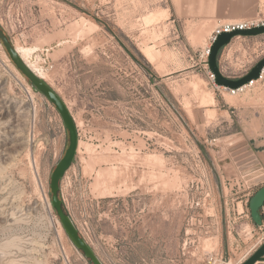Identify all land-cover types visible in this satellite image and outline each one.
Returning <instances> with one entry per match:
<instances>
[{
	"label": "rangeland",
	"instance_id": "1",
	"mask_svg": "<svg viewBox=\"0 0 264 264\" xmlns=\"http://www.w3.org/2000/svg\"><path fill=\"white\" fill-rule=\"evenodd\" d=\"M169 18L168 0H0V26L14 46L39 49L33 62L75 120L78 150L60 196L88 244L98 251L99 220L112 201L134 192L145 206L146 234L153 216L159 219L161 256H148L149 242L147 252L118 264H208V254L219 250L225 263L243 264L264 239L260 231L250 235L251 191L241 179L249 150H264V84L237 95L218 87L232 106L225 111L202 56L210 43L198 51L173 45ZM57 33L63 46L52 51L54 38L46 39ZM222 67L231 80L244 74ZM1 82L36 112L22 132L28 143L0 162V203L19 218L0 227V248L17 257V248L6 247L17 240L24 264H92L52 206L51 175L69 132L2 40Z\"/></svg>",
	"mask_w": 264,
	"mask_h": 264
},
{
	"label": "crops",
	"instance_id": "2",
	"mask_svg": "<svg viewBox=\"0 0 264 264\" xmlns=\"http://www.w3.org/2000/svg\"><path fill=\"white\" fill-rule=\"evenodd\" d=\"M169 25L173 30L175 42L187 50H202L210 43L213 33L222 27L235 23L247 21H264V0H168ZM5 32V31H4ZM8 36V34L5 32ZM59 34L50 35L47 40H52L50 49L60 48ZM44 49L48 46L43 47ZM39 51V49H38ZM264 58V34L257 36H238L235 37L230 45L226 46L219 54L218 66L222 73V65L237 67L238 70L244 69V74L237 79H241L251 69ZM250 66L248 69L245 67ZM264 84L263 77L254 81L249 88ZM218 88V87H217ZM217 92L222 98L225 111H229L232 106L228 105L225 97L218 88ZM228 91V90H227ZM229 92V91H228ZM230 93V92H229ZM231 94V93H230ZM257 145L249 150L248 162V184L249 200L257 191L264 187V150H256ZM242 179V178H241ZM238 182H240V180ZM130 192L121 200H114L110 204V210L104 219L99 220L96 226L100 230L101 244H98V251L89 244L103 264H118L117 258L124 259L130 263V259L138 257L140 253L147 252L146 243L152 242V251L149 257L159 258L161 256L160 242L161 229L159 219L155 221L153 216L152 232L146 234L144 230L145 206L139 201V196L131 197ZM119 210L122 211L119 214ZM264 221V208L260 210ZM248 227L250 235L258 234L257 226L249 212ZM247 217V216H246ZM239 218H235V222ZM217 222V220H216ZM222 223V221H221ZM125 225L126 228H123ZM124 230V234L120 231ZM174 237V234L172 238ZM229 239V234L228 237ZM168 242H171V224L169 222ZM228 245V241H227Z\"/></svg>",
	"mask_w": 264,
	"mask_h": 264
},
{
	"label": "water",
	"instance_id": "3",
	"mask_svg": "<svg viewBox=\"0 0 264 264\" xmlns=\"http://www.w3.org/2000/svg\"><path fill=\"white\" fill-rule=\"evenodd\" d=\"M264 34V26L254 28L251 30L235 31L232 33H223L219 35L213 43L209 56V66L212 73L216 76V85L224 87L228 90H238L253 81L261 78L264 70V58H262L251 71L238 80H231L224 77L218 66V57L220 52L230 43L235 37L238 36H257ZM0 40L3 41L12 61L18 69L28 78L32 86L47 100L55 106L65 128L69 132V146L65 152L64 157L59 161L57 167L51 175V193H52V206L56 210L57 216L62 224V227L69 239L78 251L83 252L84 256L89 259L92 264H103L100 258L96 255L88 242L81 236L78 227L70 215H68L63 208V201L60 199V182L66 172L71 168L74 163L76 153L78 150L79 137L75 120L63 100V98L56 92L44 79L35 73L29 65L22 59L16 50L15 46L11 43L8 36L0 26ZM264 207V187L256 192V194L249 201V208L251 217L257 226H262L263 218L260 210ZM264 261V244L243 264H257Z\"/></svg>",
	"mask_w": 264,
	"mask_h": 264
},
{
	"label": "bare ground",
	"instance_id": "4",
	"mask_svg": "<svg viewBox=\"0 0 264 264\" xmlns=\"http://www.w3.org/2000/svg\"><path fill=\"white\" fill-rule=\"evenodd\" d=\"M15 48L18 51L19 55L22 57V59L29 65V67L35 73H37L42 79L46 81V76L42 72L43 70L39 69L37 64H35L39 60L35 63L32 60L33 54L37 52L38 48L35 46L25 47L19 44L15 45ZM7 86L4 85L3 82L0 83V162L2 161L6 162L8 161V159L10 158L12 159V156H13L12 153L14 152V150H17L18 147L28 143V141H21L22 132H25L23 130L28 125V122H30L31 117L33 116L32 113L35 110L34 106L26 107V104L23 100L16 99L12 95H10V92L8 91ZM33 117H35V115ZM17 217H16V213L14 212L10 213L9 210H7V208H5L2 203H0V227L2 226L9 227V225L13 224L12 220L14 221L19 220V218ZM10 246H13L14 249L17 248V251L20 254L18 253V256L16 257V255H14L11 252H8L6 249H4V247L3 249L0 248V264H22L24 261V258L22 259V256L24 253L22 252L23 247H21L19 242H17V240L15 239L9 241L6 244L7 248L8 247L10 248ZM26 255L27 253L24 256Z\"/></svg>",
	"mask_w": 264,
	"mask_h": 264
},
{
	"label": "built area",
	"instance_id": "5",
	"mask_svg": "<svg viewBox=\"0 0 264 264\" xmlns=\"http://www.w3.org/2000/svg\"><path fill=\"white\" fill-rule=\"evenodd\" d=\"M264 26V21H247V22H242V23H235V24H232V25H227L225 27H222L220 29H217L212 37H211V41H210V46L208 47L207 51L206 52H203L202 53V56H205L206 58H208L210 56V51H211V46L213 45V43L216 41L217 37L223 33H232V32H235V31H244V30H251V29H254V28H259V27H262ZM49 51V50H47ZM47 70L48 69H51L52 66L51 65H48L47 64ZM43 71H44V67H42ZM263 74H264V70L262 72V75H261V78L263 77ZM260 78V79H261ZM208 79L209 81L215 86V87H218L215 83L216 81V76L214 73L212 72H209L208 73ZM254 81L251 82L250 84L238 89V90H228L232 95H237L239 93H242L244 92L245 88L248 87L249 85H253ZM226 89V88H225ZM247 178V182H248V174L245 175V176H242V179H245ZM249 189V187H248ZM206 198H210V193L208 192V194L206 195ZM249 202V201H248ZM197 206H199V204H197ZM264 208V207H263ZM248 219L250 218V214L247 215ZM259 230L260 232L263 233L264 235V221H263V224L262 226H259ZM260 245H256L254 247V250L256 251L258 248H260V246H262L264 244V239H260ZM252 252V251H251ZM251 252L249 254H251ZM249 256V255H248ZM242 262V261H241ZM208 264H227L225 263V254H224V251L223 250H219L218 252H211L208 254Z\"/></svg>",
	"mask_w": 264,
	"mask_h": 264
},
{
	"label": "trees",
	"instance_id": "6",
	"mask_svg": "<svg viewBox=\"0 0 264 264\" xmlns=\"http://www.w3.org/2000/svg\"><path fill=\"white\" fill-rule=\"evenodd\" d=\"M60 199H61V196H60ZM63 208H64V203H63Z\"/></svg>",
	"mask_w": 264,
	"mask_h": 264
}]
</instances>
